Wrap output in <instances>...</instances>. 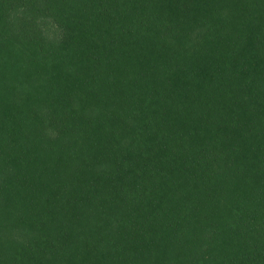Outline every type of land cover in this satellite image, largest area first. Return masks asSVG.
I'll return each instance as SVG.
<instances>
[{
	"label": "trees",
	"instance_id": "trees-1",
	"mask_svg": "<svg viewBox=\"0 0 264 264\" xmlns=\"http://www.w3.org/2000/svg\"><path fill=\"white\" fill-rule=\"evenodd\" d=\"M0 264H264V0H0Z\"/></svg>",
	"mask_w": 264,
	"mask_h": 264
}]
</instances>
